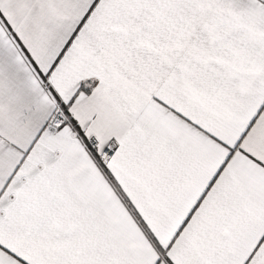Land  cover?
Instances as JSON below:
<instances>
[{
    "label": "snow or ice",
    "instance_id": "obj_1",
    "mask_svg": "<svg viewBox=\"0 0 264 264\" xmlns=\"http://www.w3.org/2000/svg\"><path fill=\"white\" fill-rule=\"evenodd\" d=\"M0 264H264V0H0Z\"/></svg>",
    "mask_w": 264,
    "mask_h": 264
}]
</instances>
